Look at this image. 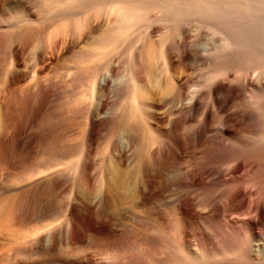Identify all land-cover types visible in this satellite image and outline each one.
<instances>
[{
    "label": "bare ground",
    "instance_id": "obj_1",
    "mask_svg": "<svg viewBox=\"0 0 264 264\" xmlns=\"http://www.w3.org/2000/svg\"><path fill=\"white\" fill-rule=\"evenodd\" d=\"M6 6L0 52H12L14 64L28 52L36 64L48 65L71 53L72 85L91 80L86 83L91 96L74 99L70 107L83 108L92 122L112 129L128 127L134 173L144 190L149 171L173 180L184 173L171 167L167 151L160 156L164 142L176 144L180 154L184 139L214 151L216 160L194 178L195 185L207 188L224 172L234 173L224 180L226 188L200 193L208 195L190 209L176 200L177 222L184 213L196 224L193 232L184 225L179 229L181 242L197 237L188 260L264 264V0H0V7ZM160 26L165 29L155 37ZM205 30L211 38L203 42ZM121 54L128 103L107 108L111 96L124 90L112 83L114 60ZM178 66L192 71L177 74ZM33 72L35 86L45 87ZM154 78L152 88L147 82ZM148 113L162 122L164 134L179 129L171 142L154 134ZM111 179L115 187L122 184L119 171ZM231 213L238 217L226 220ZM56 233L51 228L48 236ZM147 251L151 262L136 259L154 264L165 257V249Z\"/></svg>",
    "mask_w": 264,
    "mask_h": 264
},
{
    "label": "rangeland",
    "instance_id": "obj_2",
    "mask_svg": "<svg viewBox=\"0 0 264 264\" xmlns=\"http://www.w3.org/2000/svg\"><path fill=\"white\" fill-rule=\"evenodd\" d=\"M5 8L8 6L0 7V16ZM161 28L154 32L155 37L165 29ZM136 31L143 34L142 30ZM204 32L203 42L211 38L207 30ZM2 51L0 264H145L136 258L151 262L146 250L164 249L165 257L154 264H192L188 259L197 248V237L191 235L181 242L179 229L184 225L193 232L196 224L184 213L179 214L182 223L177 222L176 200L190 209L197 198L208 195L200 193L226 188L229 182L224 180L234 173L224 172L207 188L195 185L194 178L216 160L214 151L184 139L185 151L180 154L169 138L179 129L164 134L162 122L148 113L154 134L171 142L163 143L160 156L167 151L171 167L184 173L173 180L149 171L143 178L147 184L144 190L134 173L136 159L128 149V127L112 129L108 124L92 122L83 108L70 107L74 99L86 94L84 99L90 101L91 96V87L86 85L91 80L72 85L68 73L73 64L71 53L61 56L57 64L48 65L36 64L28 52L14 64L12 52ZM122 57H115L112 83L123 86L124 92L115 97L110 94L107 108L118 109L128 103L123 74L127 64L120 61ZM34 70L35 78L42 79L45 87L35 86ZM191 71L185 66L176 67L177 74L189 75ZM19 72L28 75L22 77L17 75ZM156 79H149L147 84L153 88ZM117 171L122 184L115 187L111 178ZM235 217L238 215L231 213L226 220ZM62 225L66 231L61 232ZM51 228L57 230L56 237L48 236ZM169 239L175 247L168 246Z\"/></svg>",
    "mask_w": 264,
    "mask_h": 264
}]
</instances>
